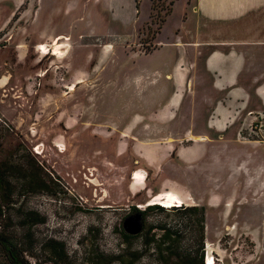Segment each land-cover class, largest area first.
Returning a JSON list of instances; mask_svg holds the SVG:
<instances>
[{"label": "rangeland", "instance_id": "374dc122", "mask_svg": "<svg viewBox=\"0 0 264 264\" xmlns=\"http://www.w3.org/2000/svg\"><path fill=\"white\" fill-rule=\"evenodd\" d=\"M17 1L0 0L1 13L14 11L8 20L0 19V231L9 237L12 251L29 264H200L208 252L215 264H264L261 114L250 124L253 128L244 129L245 136L261 144L254 149L256 171L249 166L234 172L226 155L223 167L208 173L212 188L225 200L215 208L199 205L204 217L201 239L197 212L150 207L159 204L150 199L152 195L170 190L147 194L146 189H128V184L136 185L133 164L126 171L123 165L122 178L112 158L99 153L98 147L89 156L73 154L72 129H62L55 116L61 97H39L47 91L57 93L62 85L75 86L68 82L67 87L59 78L61 69L68 76L60 59L67 58L69 51L58 57L29 47L21 70L32 75L30 83L23 74L14 73L15 41L25 33L34 36L37 30L58 33L53 42H69L77 66L85 58L86 67L98 71L93 64L106 55L108 61L120 59L122 73L130 66L131 71L139 50L150 49V42L173 39L177 30L185 36L184 27L193 26L194 2L175 0L154 42L153 34L172 0H124L126 11H107L103 0H21L15 8ZM15 11H21L16 18ZM35 57L38 60L31 62ZM95 82L84 81L88 86ZM59 131L67 143L59 142L61 147L56 148L54 137ZM129 151L123 164L131 156ZM135 212L141 213L142 227L131 234L122 222ZM0 264H10L1 246Z\"/></svg>", "mask_w": 264, "mask_h": 264}, {"label": "crops", "instance_id": "0c3cea01", "mask_svg": "<svg viewBox=\"0 0 264 264\" xmlns=\"http://www.w3.org/2000/svg\"><path fill=\"white\" fill-rule=\"evenodd\" d=\"M187 1L194 2V11L185 36L177 30L173 39L150 42V49L139 50L135 66L125 73L120 59L108 61L106 55L93 64L98 71L88 69L85 58L75 65L70 45L68 57L60 59L68 76L61 69L59 78L67 87L75 83L74 88L62 85L57 93L39 97H61L55 116L62 129H72L73 154L89 156L98 147L112 158L122 178L123 165L125 171L133 164L145 174L143 183L128 184L131 192L170 190L187 204L215 208L225 198L212 188L208 173L223 167L222 157H229L234 172L257 169L254 149L261 144L245 136L244 129L257 113H264V0ZM123 2L103 0L102 7L126 11ZM174 3L153 34L154 42ZM12 12L0 11V19L8 20ZM47 32L25 33L15 41L14 73L23 74L27 85L32 75L21 69L28 49L52 43L58 33ZM86 79L96 82L88 86ZM54 139L67 143L62 131ZM128 150L131 156L123 164ZM225 197L231 199L230 194Z\"/></svg>", "mask_w": 264, "mask_h": 264}, {"label": "bare ground", "instance_id": "6f19581e", "mask_svg": "<svg viewBox=\"0 0 264 264\" xmlns=\"http://www.w3.org/2000/svg\"><path fill=\"white\" fill-rule=\"evenodd\" d=\"M41 47L43 49L42 50L43 53H45V54L52 52L58 57H63L64 55H66V53L68 51L69 44L66 41L61 40V41H58V42H52L50 44L41 43ZM73 88L74 87H71V89H73ZM59 151L62 152L63 150H59ZM140 173L135 171V175H133V177L135 178L134 182L136 184L143 183L144 174L143 173L140 174ZM151 198H152V200H155L158 203H162L163 202V204H165L166 206H173V202L172 201H176V200H180L181 199L177 194H175L172 191H165V192H162V193H158V194L152 195L150 197V199ZM205 257H206V254H205ZM204 264H215V260L210 255V252H208L207 259L205 260Z\"/></svg>", "mask_w": 264, "mask_h": 264}, {"label": "trees", "instance_id": "16d2710c", "mask_svg": "<svg viewBox=\"0 0 264 264\" xmlns=\"http://www.w3.org/2000/svg\"><path fill=\"white\" fill-rule=\"evenodd\" d=\"M172 3H173V0L171 1L170 4H172ZM150 207L162 208V205L150 204ZM175 208H182L183 210H185L186 212H188L190 214L195 213V212L198 213V216H196L195 221L197 222V224L199 226V230L202 232L201 233V239H203V228H204V225H203L204 219L203 218L204 217H203L202 207L199 205H186L183 207H175ZM0 246L3 250L6 251V256H7L8 261L10 262V264H29L26 261H24L22 257H20V259H21L20 261H17L18 260L17 256L14 255V257H12L13 253H11L9 237L2 231H0ZM200 264H204V256H203V258H201Z\"/></svg>", "mask_w": 264, "mask_h": 264}, {"label": "water", "instance_id": "95a60500", "mask_svg": "<svg viewBox=\"0 0 264 264\" xmlns=\"http://www.w3.org/2000/svg\"><path fill=\"white\" fill-rule=\"evenodd\" d=\"M123 227L128 233L131 234H135L139 232L142 227L141 213L135 212L127 215L123 219ZM204 262H205V258H204Z\"/></svg>", "mask_w": 264, "mask_h": 264}, {"label": "built area", "instance_id": "2783aa9c", "mask_svg": "<svg viewBox=\"0 0 264 264\" xmlns=\"http://www.w3.org/2000/svg\"><path fill=\"white\" fill-rule=\"evenodd\" d=\"M36 47L38 48V50L40 51V53H42L43 51V49H42V47H41V44H37L36 45ZM42 54H45V53H42ZM258 114H261L263 117H264V113H258ZM255 124H258L259 125V123H255ZM250 128H253L252 127V125H250ZM258 140V139H257ZM57 143H59V142H55V144H56V146L58 147V148H60L61 146H59ZM37 147L38 146H36V148H34V150L36 151V152H38V149H37ZM133 175H135V171H133ZM173 202V206H175V207H183V206H186V205H188L184 200H182V199H180V200H176V201H172ZM160 205H164L163 204V202L162 203H159ZM169 207H172V206H169Z\"/></svg>", "mask_w": 264, "mask_h": 264}, {"label": "flooded vegetation", "instance_id": "af4514ba", "mask_svg": "<svg viewBox=\"0 0 264 264\" xmlns=\"http://www.w3.org/2000/svg\"><path fill=\"white\" fill-rule=\"evenodd\" d=\"M54 145H55V143H54ZM55 146H56V145H55ZM56 148H57V146H56ZM91 180H92V178L90 179V181H91ZM122 225H123V222H122ZM11 253H13V256H12V257H14V255L17 256V259H18L17 261H20V260H21V259H20V256H19L18 254H16L15 252H13L12 249H11ZM11 255H12V254H11Z\"/></svg>", "mask_w": 264, "mask_h": 264}]
</instances>
